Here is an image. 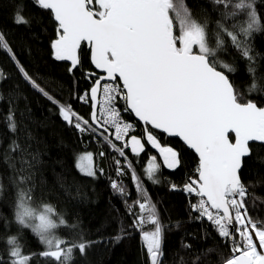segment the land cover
Segmentation results:
<instances>
[{"label":"trees","instance_id":"obj_1","mask_svg":"<svg viewBox=\"0 0 264 264\" xmlns=\"http://www.w3.org/2000/svg\"><path fill=\"white\" fill-rule=\"evenodd\" d=\"M183 4L193 19L206 25L213 47L219 25L233 30L234 24L246 19L243 13L230 15L232 5L225 7L216 0H183ZM254 8L264 25V0H254ZM18 9L27 23L16 22ZM0 34L11 48L9 53L0 47V257L7 261V240L16 236L23 252L32 255L31 264H51L40 255L45 245L39 237L16 221V204L23 191L31 197L30 206L41 209L51 205L54 219L65 221L55 230L57 235L85 244L82 254L73 249L70 264H151L143 240L144 233L154 227L149 221L151 208L140 213L137 200L155 206L162 227L159 264H224L232 255L230 241L220 237L212 222L194 210L198 197L185 190L198 177L195 153L180 140L156 131L161 146L178 153L179 163L169 168L158 150L146 142L144 127L131 113L127 117L136 127L127 147L106 133L80 132L69 125L58 106L24 78L16 62L60 104L70 105L89 119L91 104L86 94L95 80L89 76L95 71L90 50L82 44L75 69L56 60L52 43L58 38L57 22L34 0H0ZM224 39V48L216 55L234 68L227 75L241 102L264 106V30L253 32L248 40L253 61ZM254 79L258 88L249 91ZM132 136L144 144L139 154L132 151ZM250 150L240 172L247 192L244 202L253 221H264V145L251 144ZM84 152L93 154V176L85 175L77 165L78 155ZM152 157L159 167L149 179L147 167ZM114 182L123 193L112 187ZM138 214L144 219L142 227L134 226Z\"/></svg>","mask_w":264,"mask_h":264},{"label":"snow or ice","instance_id":"obj_2","mask_svg":"<svg viewBox=\"0 0 264 264\" xmlns=\"http://www.w3.org/2000/svg\"><path fill=\"white\" fill-rule=\"evenodd\" d=\"M216 2L225 7L231 4L234 11L230 15L243 13L246 19L234 24L233 30L219 25L213 47L206 25L192 18L183 0H95L98 7L94 0H34L57 22L58 38L52 43L54 58L70 61L75 68L84 44L90 49L95 68L105 74L96 77L86 94L93 109L89 119L74 112L70 105L60 104L16 63L31 86L56 104L62 118L80 132L105 136L110 127L115 130V140L123 141L133 126L125 122L122 112H130L142 122L146 142L159 151L169 168L179 163L178 153L161 146L155 132L180 138L199 157L198 180L185 186L188 193L200 198L193 208L231 243L232 255L224 264H264V221H253L248 215L244 202L247 192L239 177L242 158L251 152L249 142H264V107L252 101L241 102L227 75L234 68L216 55L227 37L242 57L253 61L248 40L253 32L264 30V25L254 0ZM15 20L18 24L28 22L19 9ZM0 47L11 53L2 34ZM257 88L254 79L249 91ZM130 142L134 153L144 150L136 136ZM112 147L124 155L121 148L115 144ZM91 159V154L81 158L80 169L88 176L95 175ZM84 160L89 162L87 166ZM155 161L152 157L148 165L149 179L159 167ZM112 187L124 192L115 182ZM30 199L28 193H19L17 223L39 237L45 245L40 255L51 264H70L73 249L82 254L85 244L57 235L55 230L65 221L54 219L53 206L37 209L30 206ZM136 203L140 213L151 208L149 221L154 227L144 233L143 240L151 264H159L162 227L155 206L139 200ZM143 223V216L138 214L134 226L142 227ZM7 244L8 259L0 257V264H31L32 255L23 252L18 237H9Z\"/></svg>","mask_w":264,"mask_h":264},{"label":"water","instance_id":"obj_3","mask_svg":"<svg viewBox=\"0 0 264 264\" xmlns=\"http://www.w3.org/2000/svg\"><path fill=\"white\" fill-rule=\"evenodd\" d=\"M94 3H95V0H94ZM82 46V45H81ZM88 48V47H87ZM89 49V48H88ZM90 50V49H89ZM66 62H68L70 65H71V62L70 61H66ZM91 63H92V61H91ZM72 66V65H71ZM79 66V64L75 67V68H77ZM92 66H93V68H94V72H91V73H89V76H92L94 79H96V77L97 76H103V75H105V74H103L99 69H96L95 68V66H94V64L92 63ZM75 68H73L72 67V69H75ZM92 73H95L96 75H92ZM106 81H101V83H105ZM91 87H93V85L91 86ZM91 89V88H90ZM90 92V91H89ZM253 102V101H252ZM255 103V102H254ZM257 104V103H256ZM258 107H264V106H259V105H257ZM98 107V106H97ZM93 109H92V106H91V111H92ZM131 115L134 117V119L138 122V123H140L142 126H143V124H142V122H140L139 120H138V118H136L135 116H134V114H132L131 113ZM144 127V126H143ZM109 137H111V131L109 130L108 131V133H106ZM163 134V133H162ZM164 135H166V134H164ZM231 135V134H230ZM167 136V135H166ZM167 137H169V138H174V139H178V140H180L181 142H182V144L183 145H185L186 147H187V145L180 139V138H178V137H170V136H167ZM251 144H262V145H264V142H259V141H250L249 142V147H250V145ZM187 149H189L190 151H193L194 153H195V151L194 150H192V149H190V148H188L187 147ZM158 153H159V151H158ZM160 154V153H159ZM195 155L198 157V154L197 153H195ZM248 156H246V157H244V158H242V163H241V167H240V169H239V177H240V172H241V170H242V168H243V163H244V160L247 158ZM198 159H199V157H198ZM199 175V174H198ZM198 180V177L194 180V181H197ZM241 180V179H240ZM262 251H264V250H262Z\"/></svg>","mask_w":264,"mask_h":264},{"label":"built area","instance_id":"obj_4","mask_svg":"<svg viewBox=\"0 0 264 264\" xmlns=\"http://www.w3.org/2000/svg\"><path fill=\"white\" fill-rule=\"evenodd\" d=\"M113 83H114V82H113ZM119 106H120L121 108L123 107V102H122V101L120 102V105H119ZM127 113L130 114V112H122V116H123L125 122L131 124L133 127H132V129L128 132V134L125 136V138H124L123 141H117V140H115V130L109 127V130L111 131V137H113V140H115L117 143H121L122 145H124V144L126 143L128 137H129L130 134L135 130V127H136V126H135V122L127 117V116H128ZM191 194L195 195L194 193H191ZM195 196H196V195H195ZM199 199H200V198L198 197V200H199ZM230 244H231V243H230Z\"/></svg>","mask_w":264,"mask_h":264},{"label":"rangeland","instance_id":"obj_5","mask_svg":"<svg viewBox=\"0 0 264 264\" xmlns=\"http://www.w3.org/2000/svg\"><path fill=\"white\" fill-rule=\"evenodd\" d=\"M87 154H91V157H92V159H91V168H92V170L94 171V173H96V170H95V163H94V157H93V154H92L91 152H84V153L79 154L78 157H77V165H78V167H79V169H80L81 158L84 157V156H86ZM155 162H156L157 165H159L158 162H157V160H156ZM83 163L87 166L89 162H88L87 160H84ZM150 163H151V161H150ZM148 165H149V164H148ZM147 168H148V167H147ZM80 170H81V169H80ZM83 173H84V172H83ZM41 209H42V208H41Z\"/></svg>","mask_w":264,"mask_h":264},{"label":"bare ground","instance_id":"obj_6","mask_svg":"<svg viewBox=\"0 0 264 264\" xmlns=\"http://www.w3.org/2000/svg\"><path fill=\"white\" fill-rule=\"evenodd\" d=\"M95 6V5H94ZM128 117H129V115H128Z\"/></svg>","mask_w":264,"mask_h":264}]
</instances>
